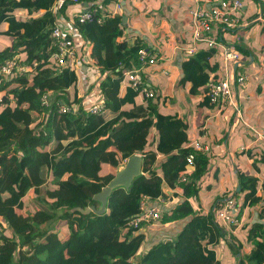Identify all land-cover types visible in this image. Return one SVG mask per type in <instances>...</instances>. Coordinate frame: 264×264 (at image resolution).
<instances>
[{
  "label": "trees",
  "instance_id": "16d2710c",
  "mask_svg": "<svg viewBox=\"0 0 264 264\" xmlns=\"http://www.w3.org/2000/svg\"><path fill=\"white\" fill-rule=\"evenodd\" d=\"M60 1L0 0V38L12 41L7 49L0 50V67L18 55L32 68L29 75L18 74L10 80L0 74V96L4 101V106L0 104V215L12 221L14 228L12 238L0 233V239L6 240L0 246V264H224L217 248L228 230L216 225L212 212L197 213L190 200L198 195V183L208 170L210 158L183 147L188 140L186 126L178 115L162 111L165 107L161 95L145 98L144 106L135 107L138 91L131 84L122 90L125 72L142 65V49L149 52V61L158 58L152 47L141 38L129 41L123 22L125 13L105 10L117 0H63L55 12L53 8ZM250 1L261 6L264 18V0ZM76 4H84V11H91L102 22L80 23L78 15L83 11L67 12L70 5ZM61 15L75 21L83 46L89 45L87 51L81 49L83 58L106 76L100 83L104 114L85 109L77 71L52 60L57 52L52 30ZM260 31L264 35V23ZM233 32H225V42L232 43L228 34ZM232 44L241 60L247 62L249 50L237 41ZM215 50L201 48L184 56L181 83L191 82V92L197 93L209 83L211 72L218 69L219 61L211 65L209 59ZM207 91L204 103L210 104ZM48 93L49 104L44 105L42 98ZM62 103L79 108L61 113ZM129 105L133 107L126 109ZM34 110L43 119L32 126L37 120ZM153 130L157 133L154 141L149 138ZM193 153L194 169L188 182H181L189 168L187 157ZM135 154L143 156L144 174L135 178L129 189L114 188L103 214L74 210L100 207L94 196ZM238 174L241 190L233 196H242L243 205L262 202L263 198L256 195L258 179L246 171ZM51 178L57 184L53 191L44 187ZM164 184L181 190L184 196L164 208L160 222L187 223L176 238L159 240L139 253L145 239L139 228L146 224L136 227L129 221L141 211L144 196L150 200L169 196ZM32 189L38 195L35 204L39 209L35 213L40 221H25L20 228L17 213ZM48 195L54 201L47 199ZM260 217H264V209ZM61 221L65 222L62 230L50 226ZM247 240L252 245L249 252L242 250V243H229L232 252L241 253L237 258L240 264H264V224L252 226ZM18 244L21 248L30 246L32 255L27 258L17 252Z\"/></svg>",
  "mask_w": 264,
  "mask_h": 264
},
{
  "label": "crops",
  "instance_id": "0c3cea01",
  "mask_svg": "<svg viewBox=\"0 0 264 264\" xmlns=\"http://www.w3.org/2000/svg\"><path fill=\"white\" fill-rule=\"evenodd\" d=\"M212 1L215 0H201L207 4ZM243 2L245 24L238 30H234L232 35L228 34V40L232 43L237 41L249 50L248 61H242V64L252 76L257 73L258 65L264 66V35L260 31L264 18L261 16L259 4L250 0H243ZM194 3L195 0H117L115 4L105 10H111L113 13H125V16L128 17L125 27L129 41L134 43L138 38L145 40L148 46L152 47L153 55L158 57L153 64L145 68L146 76L157 95L162 96L165 107L162 111L176 114L183 120L188 132V140L183 147H190L196 141L209 147L208 153H205L210 158L208 170L201 182L198 183L200 186L198 195L190 198L197 213L208 214L219 200L239 192L241 190L239 171H246L258 179L256 195L263 198V201L255 205H243L246 208L245 225H243L248 233H244L242 237L237 229L241 226L237 228L224 227L228 232L223 238H220L218 244V258L223 260L224 264H232L235 257H232L233 252L229 243L234 242L235 246L242 243V250L249 252L252 249V245L247 240L250 228L259 223L264 224V217H260V213L264 209V139L258 138V135L252 130L254 127L264 132V85L260 81L250 78L249 86L244 92L245 96L240 100L244 115V120L240 121L237 120V114L233 107L211 106L204 103L208 83L201 86L197 93L191 92V82L181 83V63L187 53L180 47L188 44L192 39L189 10ZM73 6L76 5L68 7V13L82 12L85 8V5L81 4L74 11ZM53 9L56 10L57 7ZM257 21L261 22L257 23ZM256 29H259L258 33H256ZM80 35L79 32L76 33L75 43L79 52L82 53L81 49L87 51L89 45L83 46V38ZM249 37H251L250 43H248ZM7 42L12 44V41ZM201 48L209 50L205 45H200L199 50ZM215 52L209 58L210 64L215 65V62L219 61V67L216 71L211 72V79L221 78L224 75L222 54L219 50H215ZM84 59L83 65L80 64L79 68L77 67L79 95L82 98L89 95L99 96L98 101L102 102L100 83L106 76L100 75L92 63L88 62L85 57ZM234 65L236 67L237 63ZM257 83L259 85L256 86ZM124 89L123 85L122 90ZM144 101L145 98L138 95L135 107L144 106ZM132 107L129 105V108L126 107V109ZM229 107L233 109V118L227 112ZM156 137L157 133L153 130L149 138L154 141ZM219 155H223L225 161L230 159L233 166L231 168L215 166L214 160L215 162L223 160L222 158L217 159ZM194 166L189 165L188 178H190L189 173L194 169ZM209 174H213L216 178L221 175V183L207 185L206 178ZM163 189L169 196H161L162 201L149 200L151 205H161L163 211L164 208L177 203L184 196L181 190L172 189L166 184L163 185ZM172 198L173 201H171ZM239 199L243 203V197L241 196ZM159 222L144 225L140 229L145 233L143 242L146 243V248L164 238L169 239L167 237L169 234L174 235L173 238H175L187 223L186 221L177 224L161 223L156 225ZM179 229L180 231L176 233ZM240 255L241 253L237 254L238 257ZM238 260L240 261V259Z\"/></svg>",
  "mask_w": 264,
  "mask_h": 264
},
{
  "label": "built area",
  "instance_id": "2783aa9c",
  "mask_svg": "<svg viewBox=\"0 0 264 264\" xmlns=\"http://www.w3.org/2000/svg\"><path fill=\"white\" fill-rule=\"evenodd\" d=\"M63 1V0H62ZM60 1L59 3H62ZM243 0H216L214 3H205L201 0H195V3L189 10L192 23V39L180 48L187 54H194L199 50L200 45H205L208 49L216 48L222 54L224 75L221 78H213L207 84V95L211 105L225 107H233L235 113L242 112L241 98L245 96V89L250 83V74L246 71L245 65L242 64L241 55L236 50L235 45L224 41L226 31L239 29L245 23L243 21ZM57 12V9L55 10ZM79 22L84 23L88 20L95 21L97 24L102 22L99 18L92 14L91 11L85 10L78 15ZM78 31L75 27V21L67 19L63 15L59 16L55 22L52 37L57 45V52L53 55L52 60L61 66L70 65L77 71V67L85 62V59L77 49L75 43V35ZM149 52L146 49L140 51V60L142 65L138 68L127 70L124 75L123 85L126 87L131 84L143 98H153L157 95L153 85L149 82L145 68L155 62L148 60ZM235 63H237L235 67ZM37 62L33 63V67ZM83 65V64H82ZM234 65V66H233ZM31 66L22 61V58L16 55L5 62L0 67V74L5 80H10L18 74H30ZM49 93L42 98L43 104H49ZM0 104L4 106L3 98L0 96ZM85 109L89 113L104 114L106 107L104 102H96L91 104L88 100L84 103ZM79 106H68L62 103L59 106L61 113L69 111L76 112ZM258 138L264 139V132L252 127ZM202 154L208 153L209 147L196 141L190 145ZM189 165H195V155L190 154L187 157ZM188 175L184 173L180 179L181 182H188ZM162 201L161 196L157 198ZM156 199V200H157ZM150 198L144 196L141 201L139 214L134 215L129 224L136 227L141 224H153L160 221L163 209L161 205H151ZM213 214V221L219 227L237 228L244 224L246 219V208L239 198L233 195L219 200L209 213Z\"/></svg>",
  "mask_w": 264,
  "mask_h": 264
},
{
  "label": "rangeland",
  "instance_id": "374dc122",
  "mask_svg": "<svg viewBox=\"0 0 264 264\" xmlns=\"http://www.w3.org/2000/svg\"><path fill=\"white\" fill-rule=\"evenodd\" d=\"M59 4L56 5V7L58 8ZM81 5L80 4H76V6H73L72 9L75 11L77 10L78 8L76 7H80ZM77 12V11H75ZM259 29H256V33H258ZM1 41H0V50H5L7 49V45L9 44L7 42V39H5V37L3 38H0ZM251 42V37H249V42ZM260 64V63H259ZM256 68V67H255ZM251 75H252V72H250ZM262 76V78H260ZM251 78L255 79L256 81H260V83H262L264 85V66H260L258 65V70H257V73L253 74L252 76H250ZM256 86L259 85L258 83L255 84ZM261 85V84H260ZM85 100H88L91 104L93 103H96L98 102L99 100V96H95V97H92V96H86L84 97ZM241 108H243V106H241ZM34 114L37 116V120L35 121V123H32V126H35L37 123H39V121H41L43 119V117L41 116L42 114L38 113L37 110H34L33 111ZM227 112H229L231 114V117L233 118V109L229 107V109H227ZM237 117V120L239 119L240 121H243L244 120V115H243V109H242V112L240 114L237 113L236 115ZM13 131V129H7V132L8 134H11V132ZM217 155V154H216ZM223 159V155H219L217 159ZM219 161V162H217ZM215 162L214 160V165L215 166H226L228 168H231L233 166V162L228 159V160H217ZM125 165V164H124ZM211 173V172H210ZM220 177L221 175L219 176V178H216L213 176V174H209L206 178V184L207 185H210V184H220L221 183V180H220ZM46 187V189L50 190V191H53L55 189H57V184L55 183V181L51 178L48 183L44 186ZM200 196V195H199ZM38 195L36 194L35 190L32 189L31 191H29L27 193V195L24 197V207L22 209H19L18 210V213H17V216L19 217V221L16 223L17 225H20V228H21V225L24 224L25 221H28V220H35V221H40V218L37 216V213H35L39 208L38 206L35 204L36 201H35V198H37ZM178 198V197H177ZM47 199H49L50 201H54V199H52V197L50 195L47 196ZM174 199L172 198L171 201H173ZM179 200V199H178ZM175 202V201H174ZM65 222H58L57 224H52L50 226L52 227H55L56 229L58 230H62L63 226H64ZM161 222L157 223L156 225H160ZM13 222L10 221V223L8 222L7 219H5L3 216L0 215V233H4L6 236H9L10 238H12L14 236V228H13ZM245 225V224H244ZM244 225H241L240 228H237L238 231H239V234L243 237L244 233L247 232V229L244 228ZM15 227V225H14ZM141 228H139L140 230ZM184 229V228H183ZM245 229V230H244ZM180 231L177 230L176 233H178ZM182 231V230H181ZM248 233V232H247ZM236 234V233H235ZM168 238H173L174 235H167ZM176 238V236H175ZM227 242V240H225ZM15 242L18 243V239L17 237L15 236ZM6 243V240H2L0 239V246H3L5 245ZM145 244L146 243H142L141 247H140V252L141 253L143 251V247H145ZM17 252H20L22 255H24L25 257H29L30 255H32V251L33 249L30 248V246H27V247H23L21 248L20 245L18 244L17 246ZM18 255V254H17ZM16 255V257H17ZM232 257H235V260L233 261L232 264H238V256L233 252L232 253Z\"/></svg>",
  "mask_w": 264,
  "mask_h": 264
},
{
  "label": "water",
  "instance_id": "95a60500",
  "mask_svg": "<svg viewBox=\"0 0 264 264\" xmlns=\"http://www.w3.org/2000/svg\"><path fill=\"white\" fill-rule=\"evenodd\" d=\"M127 18V16H124V24H126ZM143 162V156L141 154H135L126 160L125 165L117 171L116 176L110 183L94 196V199L101 203L100 207L91 205L87 208L77 207L74 210L82 214H90L91 212L103 214L107 209L108 198L112 194L114 188L123 186L129 189L134 179L144 174ZM238 264H240V261Z\"/></svg>",
  "mask_w": 264,
  "mask_h": 264
}]
</instances>
